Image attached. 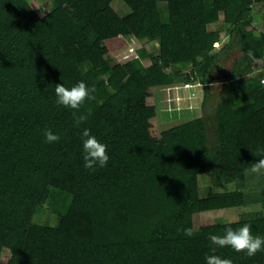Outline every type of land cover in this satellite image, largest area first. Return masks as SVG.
<instances>
[{"label":"trees","instance_id":"obj_1","mask_svg":"<svg viewBox=\"0 0 264 264\" xmlns=\"http://www.w3.org/2000/svg\"><path fill=\"white\" fill-rule=\"evenodd\" d=\"M50 1L41 17L29 0H0V264H206L210 255L264 264V251L248 257L209 240L244 224L264 239L263 212L195 226L202 212L264 209V175L250 174L264 158V71L256 72L264 27L254 15L264 0H123L129 33L159 43L156 53L142 46L123 63L104 55L88 20L113 0ZM221 11L223 24L212 28L210 15ZM236 48L242 55L219 95L216 69ZM81 81L95 87V99L76 112L87 120L75 126V110L56 104L55 85ZM172 85L181 86L180 99V90L193 92L202 114L162 130L160 144L149 128L148 89ZM45 129L60 140L47 143ZM85 129L107 146L109 161L95 171L84 167ZM202 174L213 187L236 188L203 193ZM45 205L54 223L35 221Z\"/></svg>","mask_w":264,"mask_h":264},{"label":"rangeland","instance_id":"obj_2","mask_svg":"<svg viewBox=\"0 0 264 264\" xmlns=\"http://www.w3.org/2000/svg\"><path fill=\"white\" fill-rule=\"evenodd\" d=\"M32 7L37 11L38 15L43 17L48 11H50L52 2L50 0H29ZM213 3L211 4V6ZM211 6H208L210 8ZM165 9V8H164ZM130 12V7L123 0H113L110 6L104 10L98 11L90 16L88 20L93 25L95 30L100 34L103 39L104 55L112 60L113 62H126L125 54L128 50L131 34L125 28L123 17ZM255 22L258 27H264V5L263 3H258L254 7ZM210 17L214 20L215 27H221L223 24V18L218 17V14L213 13ZM215 19H218L216 22ZM219 22V23H218ZM218 25V26H217ZM122 33H127L125 38H122ZM227 36V31L222 32V40H225ZM127 40H124L126 39ZM150 41V42H148ZM138 47L146 46L150 51L157 52L159 43L158 41L150 35L149 39L145 41L137 40ZM230 57L227 61H221L216 69V76L219 77V81L215 83L214 89L219 95L223 93L224 90V73H230L233 63L236 59H239L242 55V51L239 49H233L230 51ZM200 61L198 56H194L193 63L187 66L189 70L190 67L196 65ZM145 63L149 65L150 60H146ZM262 66L260 60L257 62L256 66ZM200 88V87H198ZM196 90V89H195ZM197 93L202 97V92L199 89L196 90ZM196 93L197 96H199ZM179 95L181 99L178 100V94L170 92L167 89L160 87H153L148 89V109H149V128L152 137L157 143H165L164 138L161 134L162 130L176 124L180 123L189 117H197L202 114V107H200L201 101H195L191 99L194 97L193 92L181 91ZM173 98L169 101L168 99ZM177 98V101L175 102ZM180 101V102H179ZM200 186L203 193L207 189L219 190L217 187L212 186L211 177L205 174L200 175ZM210 187V188H209ZM237 210H240L237 211ZM258 210L257 212H254ZM252 211V212H251ZM262 209H241V207L229 210H215L202 212L195 216V226H202L212 223H221L236 220L239 217V213L242 215L245 213L247 216L260 215L262 214ZM35 221L38 223L56 221L55 213L50 209V206L45 205L43 210H41L34 217ZM10 256V251L4 249L2 261L5 263Z\"/></svg>","mask_w":264,"mask_h":264},{"label":"clouds","instance_id":"obj_3","mask_svg":"<svg viewBox=\"0 0 264 264\" xmlns=\"http://www.w3.org/2000/svg\"><path fill=\"white\" fill-rule=\"evenodd\" d=\"M95 91L94 86L89 88L83 81L71 88L65 87L64 84H57L55 85L56 104L75 110L73 112L75 126H79L87 120V116L84 114L77 116L76 112L81 109L87 100L95 99L93 95ZM44 136L47 143L58 142L60 140L59 135L53 134L48 129H45ZM82 136L84 138V167L92 171H95L97 167H105L109 161L107 146L99 142L96 137L90 135L87 129L83 131ZM250 174H256L257 176L264 175V158H260L258 162L252 165ZM224 231L225 234L223 236L209 234V240L212 245L221 248L229 246L237 253L244 252L248 257H254L257 252L264 251V239L259 236H253L249 224H244L235 230L229 226ZM183 234L186 237H192L195 231L192 227H186L183 230ZM213 252H215V248H213ZM206 264H232V261L230 259H222L217 255H210L206 256Z\"/></svg>","mask_w":264,"mask_h":264},{"label":"built area","instance_id":"obj_4","mask_svg":"<svg viewBox=\"0 0 264 264\" xmlns=\"http://www.w3.org/2000/svg\"><path fill=\"white\" fill-rule=\"evenodd\" d=\"M125 38V35L122 34V38ZM124 40H127L124 39ZM137 39L132 35L131 38H130V41H126V42H129V46H128V50L125 54V58H127L126 61L128 60H131V59H134V58H137L138 57V43H136ZM216 45H219V43H217ZM259 71H264V67L262 68H259L256 72H259ZM261 82L264 84V77L261 79ZM191 84L190 83H186L184 85V87L186 88H191ZM181 86L180 85H172V86H168L166 89L170 92V94H172L173 92H177V90L180 88ZM178 97V96H177ZM180 98L178 97V100ZM169 101L173 100V98H170L168 99ZM177 101V98L175 100V102Z\"/></svg>","mask_w":264,"mask_h":264},{"label":"crops","instance_id":"obj_5","mask_svg":"<svg viewBox=\"0 0 264 264\" xmlns=\"http://www.w3.org/2000/svg\"><path fill=\"white\" fill-rule=\"evenodd\" d=\"M211 4H212V1H207L206 2V6L208 7V6H211ZM219 14V17H221V19L223 18V11H221V12H219L218 13ZM219 23V22H218ZM218 26V25H217ZM215 27V24L213 23V25H212V28H214ZM208 176V175H207ZM201 179V178H200ZM219 190H216V191H219V192H225V191H232V190H235V188H236V185H235V183H229V184H222V185H218V187H217ZM258 207H260V209H262L263 211V213H264V209H263V207H262V205L261 204H259V203H256V205H253L251 208H249V210L250 209H258ZM242 209V208H241ZM243 209H245V210H247L248 211V208H243ZM227 210H229L230 211V209H227ZM237 211H239L240 212V210H237ZM258 210H255L254 212H257ZM252 212V211H251ZM245 214V213H244ZM261 215V214H260ZM242 216V213H239V217H238V219L240 218Z\"/></svg>","mask_w":264,"mask_h":264}]
</instances>
